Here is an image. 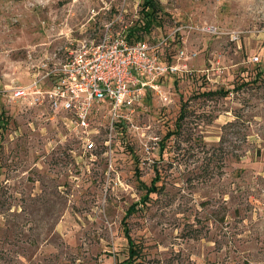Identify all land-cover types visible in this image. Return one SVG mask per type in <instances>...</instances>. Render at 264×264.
I'll return each instance as SVG.
<instances>
[{
  "label": "rangeland",
  "instance_id": "374dc122",
  "mask_svg": "<svg viewBox=\"0 0 264 264\" xmlns=\"http://www.w3.org/2000/svg\"><path fill=\"white\" fill-rule=\"evenodd\" d=\"M140 2L0 0V264H116L132 204L140 264H264V79L251 81L264 68V0H155L150 53L195 55L117 120L92 111L90 148L66 114L4 97L43 54L132 25Z\"/></svg>",
  "mask_w": 264,
  "mask_h": 264
},
{
  "label": "built area",
  "instance_id": "2783aa9c",
  "mask_svg": "<svg viewBox=\"0 0 264 264\" xmlns=\"http://www.w3.org/2000/svg\"><path fill=\"white\" fill-rule=\"evenodd\" d=\"M120 15L121 11L116 19ZM112 23L104 25L97 39L72 38L61 52L56 48L43 54L33 65L30 81L3 87L4 97L8 102L42 106L52 115L66 114L63 120L69 130L81 132L80 140L90 148L92 111L117 120L123 110L139 102L146 88L157 91L159 78L186 70L185 61L195 55L180 49L176 59L182 63L160 62L145 40L129 42L123 36L125 26L112 32Z\"/></svg>",
  "mask_w": 264,
  "mask_h": 264
},
{
  "label": "trees",
  "instance_id": "16d2710c",
  "mask_svg": "<svg viewBox=\"0 0 264 264\" xmlns=\"http://www.w3.org/2000/svg\"><path fill=\"white\" fill-rule=\"evenodd\" d=\"M162 11L161 7L157 5L155 0H141L139 4V18L130 26H125L123 29V36L129 42L143 40L141 39L142 35L149 34L152 28L158 27L162 21L160 20V12ZM163 12V11H162ZM164 13V12H163ZM253 71V81L256 83L260 79L263 78L264 68L262 66H255L251 68ZM163 76L157 80V82H163ZM241 85H250V80H245L241 83ZM231 89H239L237 87ZM221 91V90H220ZM217 92V91H215ZM215 92H204V95H212ZM229 93V89L221 91V95H227ZM184 117L183 108L180 109L178 120H176L173 130L168 131L165 134V138L168 139L176 132H179V127L181 125V121ZM5 121H2V126L4 125ZM155 181H157V176H155L151 181L150 184L147 186L145 185V193L141 197L140 202L142 204H146L150 199V195L157 191L155 186ZM139 202V203H140ZM137 206L132 204L126 211L127 214H130ZM126 217H123L122 223V233L123 237L126 240V254L122 259H117L116 264H140V261H137L139 255V246L135 243V241L131 238L129 234V228L127 226Z\"/></svg>",
  "mask_w": 264,
  "mask_h": 264
}]
</instances>
